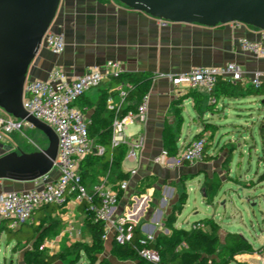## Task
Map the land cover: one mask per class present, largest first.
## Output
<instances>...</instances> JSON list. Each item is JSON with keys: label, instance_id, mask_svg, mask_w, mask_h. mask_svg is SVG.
<instances>
[{"label": "crops", "instance_id": "1", "mask_svg": "<svg viewBox=\"0 0 264 264\" xmlns=\"http://www.w3.org/2000/svg\"><path fill=\"white\" fill-rule=\"evenodd\" d=\"M52 30L64 34L66 49L57 55L44 45L30 79L46 80L55 69L64 72L68 78L82 75L93 67L106 72L109 61L122 63L126 73L149 72L153 75L151 90L147 94L146 120L137 119L127 129L129 136L143 139V146L137 151L135 159L126 157L122 162V170L130 172V177L128 188L121 193L114 214L127 216L144 235L153 233L157 236L159 233H171L166 223L175 212L177 220L174 226L181 228L178 221L182 214L177 213V204L182 199L178 187L182 184L183 177L188 179L196 172H199L196 174L199 177L201 173L206 175L211 170H223V165L220 158H216L218 149L214 147L208 149V158L205 157L196 164L178 163L175 157L167 156L163 159V152L166 151L163 132L166 126L172 127L179 145L183 147L204 131L206 124H214L216 133L225 126L243 125L241 120L247 116V110H255L261 103L264 105V94H246L247 88L253 86L254 73L260 71L264 74V57L242 49L239 43L241 38L253 41L261 39L262 30L245 24L237 26L236 23L213 27L173 23L131 9L116 0H62ZM231 62L240 65L243 79L232 82L237 86L236 94L222 96L216 102V107L211 104L210 95L204 89L177 88L169 77L188 72L194 67L223 66ZM262 86L264 88V77ZM119 87L120 85L113 83L112 78H106L100 86L77 100L76 104L85 113L89 125L100 126L101 120L111 114L108 107L98 109V104L104 94L117 91ZM191 92H196V95L190 94ZM115 96L118 100V93ZM198 96H202L199 99L200 109L195 108V98ZM141 102L132 100L131 103L138 106ZM126 105L125 102L124 106ZM177 108L181 109L184 118L180 130L177 128ZM233 115L238 117L237 121L228 122ZM207 134L215 136L210 129L204 135ZM11 137L5 143L11 144L15 150L16 145ZM158 157L162 158L161 161L156 160ZM85 165L89 169L85 183L90 191L101 183L108 187H115L120 183L116 179V171L107 167L106 161L91 162L86 159ZM58 175L59 172L52 179ZM44 183L45 180L25 182L19 184V188L28 190ZM17 188L13 181L0 180V195ZM39 212L42 214L39 215ZM85 218L86 213L80 205L68 201L63 206L50 204L38 208L28 226L34 223L43 227L46 231L43 250L53 254L78 241L92 242L84 227ZM55 220L57 222L53 224ZM2 221L4 218L0 217V224ZM187 223L189 225L185 228L191 229L190 222ZM24 226L21 225L18 229ZM2 236L7 240L5 234ZM114 240V233L111 231L105 240L106 255H112ZM7 243L9 244L8 240ZM20 244H26V240H21ZM17 245L18 242L14 247ZM24 252L27 249L22 251V258ZM106 255L104 256L107 257ZM263 258L261 250L255 249L252 254L236 255L233 261L238 264H255L256 260L261 263ZM122 262L120 264H124ZM126 263L136 264L132 261Z\"/></svg>", "mask_w": 264, "mask_h": 264}, {"label": "built area", "instance_id": "2", "mask_svg": "<svg viewBox=\"0 0 264 264\" xmlns=\"http://www.w3.org/2000/svg\"><path fill=\"white\" fill-rule=\"evenodd\" d=\"M237 26L244 25L241 22H234ZM242 49L254 55L264 57V31L261 39L257 41L241 38L239 40ZM47 46L54 54H61L66 49V39L63 33L49 30L43 39V46ZM108 70L101 71L97 67L89 68L82 75L68 78L64 72L55 69L48 79H30L27 81L24 93V107L26 110L49 124L57 133L59 138L58 155L55 166L59 175L42 186L28 190H10L0 195V217L9 220V227L17 229L22 223L33 220V213L46 205H65L72 201L77 205L84 202L90 203V210L97 218L105 221V239L113 231L115 240L124 244L131 240L135 232V224L125 215L114 214V209L119 203L121 193L128 188V179L121 181L115 187H108L101 183L90 191L81 179L80 164L96 152L100 155L105 150L94 144L89 135V120L85 113L76 105V101L90 90L98 87L106 79L125 73L122 63L109 61ZM173 85L180 89H204L210 95L211 102H217L213 95L220 80L231 82L243 79V71L235 62L223 66H200L190 69L188 72L179 75H169ZM264 74L256 71L252 78V85L260 88L263 85ZM128 87L127 83H121L118 92V100L110 92L106 105L114 113L112 144L128 146L127 158L135 159L137 151L143 146L142 138H134L127 134V129L135 120L145 121L148 112L147 96L138 105L136 111H128L121 116L126 101ZM30 122L16 118L5 113L0 108V141L7 142L16 134H25L26 130L33 129ZM207 138L194 139L183 146L180 153L175 157L178 163L187 162L196 164L202 162L205 157V146ZM167 157V152H163ZM161 157L156 160L161 161ZM166 161V160H165ZM136 171H132L135 173ZM48 175L46 176V178ZM46 178H43L45 180ZM191 229H206L202 221L191 224ZM153 233L146 234L141 240L142 248L139 255L153 263L160 264L161 257L157 250L149 247V243L155 240ZM182 247H186L183 244ZM45 245H41L43 250ZM264 264V258L261 261Z\"/></svg>", "mask_w": 264, "mask_h": 264}, {"label": "trees", "instance_id": "3", "mask_svg": "<svg viewBox=\"0 0 264 264\" xmlns=\"http://www.w3.org/2000/svg\"><path fill=\"white\" fill-rule=\"evenodd\" d=\"M106 2L109 0H101ZM112 81L114 84L120 85L121 83H127V94L126 103L127 105L123 107L121 116H124L128 111H136L138 106L132 104V100L142 101L151 90L153 75L149 72H137V73H122L118 76H113ZM237 91V86L234 85L229 80H220L217 87L213 93L216 100L222 96L235 95ZM264 88H255L254 86H249L246 90V94L261 95L264 94ZM118 92L114 91V95ZM190 94L196 95V92H191ZM108 93L104 94L100 103L98 104V109H106V101ZM84 96V95H83ZM202 96L195 98V108L200 109V100ZM77 102V101H76ZM215 107L217 103L211 102ZM77 105V104H76ZM177 128L180 130L184 118L180 108H177ZM113 120L114 113L102 119L100 126L89 125V135L93 140L94 144L98 147L104 148V154L100 155L96 152L89 154L80 164L81 179L85 183L86 178L89 175V169L86 168L87 161H106V166L110 167L112 171H116V179L124 181L129 179L130 172H124L122 170V162L127 156L128 146L121 144L119 146H114L112 144L113 136ZM216 126L214 124H206V129L199 133L194 139H200L204 137L207 129L211 130L212 134L216 133ZM164 146L168 157H176L182 147L179 145V140L176 132L172 127L166 126L163 132ZM193 139V140H194ZM209 145L206 143L205 153L208 158ZM187 163V162H186ZM186 178L183 177V181ZM184 199V196L182 197ZM181 199V200H182ZM184 205V203L182 204ZM48 207V206H47ZM83 212L86 213V218L84 220V227L86 232L91 236L92 242L78 241L71 246L67 247L68 250L65 253H47L45 250H41L40 246L43 244L46 238V231L43 227L33 224L31 225V230L24 233L22 229H11L9 227V220H4L0 224V239L3 234L6 235L8 242L18 239L19 234L23 233L24 237L21 239L26 240V244L33 243L32 248L26 253L28 264H79L82 258V254L85 253L90 262L97 264H115L109 258L104 256L105 253V221L97 218L95 213L90 210V203L84 202L80 205ZM179 211V209H178ZM36 211L33 213V218ZM177 220V215L172 213L167 221V226L170 228V234L159 233L155 240L150 242L149 247L157 250L161 257L160 264H230L234 257L239 254H252L255 252V248L252 243L246 240L243 236L239 234H230L227 238L228 241L224 245L219 257H214L220 246V236L217 233L219 224L214 221L213 218H205L202 220L206 225V229H186V228H176L174 226ZM31 222V221H30ZM30 222H26L24 225H28ZM57 220L53 221L55 224ZM135 232L131 240L124 244L118 243L116 240L113 242L112 255L120 261L135 262L136 264H153L139 255V249L143 246L141 240L145 238V235L141 232L140 228L135 225ZM18 241V244H20ZM186 244V247H182ZM15 248V247H14ZM66 255V256H65Z\"/></svg>", "mask_w": 264, "mask_h": 264}, {"label": "water", "instance_id": "4", "mask_svg": "<svg viewBox=\"0 0 264 264\" xmlns=\"http://www.w3.org/2000/svg\"><path fill=\"white\" fill-rule=\"evenodd\" d=\"M116 1L173 23L213 27L241 22L264 31V0ZM61 2L0 0V108L9 115L30 122L49 140L47 148L32 152H18L0 143V180L15 182L17 190L20 189L19 184L43 180L47 175L45 181L50 182L57 174L54 166L59 148L58 135L49 124L26 110L24 93L26 83L33 75L44 36L52 30Z\"/></svg>", "mask_w": 264, "mask_h": 264}, {"label": "rangeland", "instance_id": "5", "mask_svg": "<svg viewBox=\"0 0 264 264\" xmlns=\"http://www.w3.org/2000/svg\"><path fill=\"white\" fill-rule=\"evenodd\" d=\"M247 110V116L241 122L243 125L223 127L215 134L205 135L209 148H217V159L221 160L223 170L190 175L179 185V195L184 199L178 202L177 213L182 214L178 226L185 228L198 220L213 218L219 223L216 230L220 236V246L214 257H219L230 234H239L261 250L264 255V105ZM236 115L230 116L228 122L237 121ZM15 143V151L32 152L47 148V136L34 127L25 134L16 133L11 137ZM6 146L11 144L0 141ZM4 147H1V149ZM214 151V153H216ZM219 163V162H217ZM58 172V169L54 167ZM196 176V177H194ZM184 203V205H182ZM42 214L39 212V215ZM31 226L25 225L23 232H29ZM17 240L7 243L5 237L0 239V264H28L26 253L33 243L19 244L24 234L20 233ZM24 249V257L21 253ZM68 248L59 253H65ZM13 251V254H12ZM106 255V253H104ZM66 256V255H65ZM114 263L122 261L106 255ZM79 264L91 263L83 253ZM231 264H238L233 261ZM255 264H261L258 260Z\"/></svg>", "mask_w": 264, "mask_h": 264}]
</instances>
